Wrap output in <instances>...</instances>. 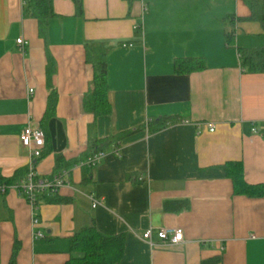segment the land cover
<instances>
[{"label":"crops","instance_id":"crops-1","mask_svg":"<svg viewBox=\"0 0 264 264\" xmlns=\"http://www.w3.org/2000/svg\"><path fill=\"white\" fill-rule=\"evenodd\" d=\"M79 1L81 14L75 0H53L44 40L24 0H0V177L29 167L20 142L28 124L46 136L40 176L56 174L58 157L75 162L60 201L40 206L44 239H34L22 197H0V264H12L17 243L13 264H66L72 237L90 226L124 236L120 264H264V197L235 195L222 169L242 162L246 182L264 184V73H249L238 52L264 46V9L260 21L246 0ZM88 45L109 49L108 116L84 109ZM49 58L58 101L46 119ZM188 58L206 68L176 73ZM98 151L108 154L97 166L82 165ZM164 228H182L186 242L160 246ZM150 229L154 246L143 240Z\"/></svg>","mask_w":264,"mask_h":264},{"label":"trees","instance_id":"trees-1","mask_svg":"<svg viewBox=\"0 0 264 264\" xmlns=\"http://www.w3.org/2000/svg\"><path fill=\"white\" fill-rule=\"evenodd\" d=\"M78 13H82V4L75 0ZM133 0L131 1V4ZM248 7L254 12L252 19L263 21L255 12L264 9V2L246 0ZM261 5V8L259 6ZM24 16L33 18L38 21L39 36L47 40L50 20L57 15L54 12L53 0H24ZM234 23V21H233ZM228 45L235 44L234 29L228 30L226 34ZM108 48H97L87 46L86 59L94 69V78L90 91L84 101V109L95 117L108 116L111 113V106L108 101V70L107 55ZM241 57L242 66L249 73H264V46L250 49H238ZM47 69L48 87L51 90L46 119L54 115L57 106V93L54 90L52 78L55 72L54 62L49 58ZM206 68L203 58L178 59L175 62V71L178 74H191L202 71ZM165 123L160 128L164 127ZM121 136L119 138H123ZM43 151L42 158L44 156ZM75 163V162H74ZM66 163L62 157L57 158L56 174L68 170L74 164ZM65 167L62 169V165ZM226 177L232 180L234 194L247 196L250 198L264 197V184L251 185L246 182L244 176V166L242 162H229L222 167ZM28 169L18 171L12 178L5 179L0 177V184L11 185L25 178ZM1 197V196H0ZM42 203H52L60 201L57 193L43 194L40 197ZM19 250L16 244L12 256V264L15 262ZM70 259L66 264H120L125 254V238L123 235L108 236L99 232L94 226L87 227L77 233L71 239ZM213 261H206L203 264H212Z\"/></svg>","mask_w":264,"mask_h":264},{"label":"built area","instance_id":"built-area-1","mask_svg":"<svg viewBox=\"0 0 264 264\" xmlns=\"http://www.w3.org/2000/svg\"><path fill=\"white\" fill-rule=\"evenodd\" d=\"M143 1V0H142ZM143 13L147 11V7L145 6L143 9ZM137 29H142V26L138 25ZM18 44L21 46L22 51H24L25 42L23 39H19ZM33 94V91H30L29 96ZM210 132L215 131V125L213 123L205 125ZM253 132L256 133V129H253ZM21 145L28 149L30 152V165L27 168L28 173L25 178L21 179L19 182H16L11 185L0 184V196H7L9 192L14 191L20 197H22L33 210V220L32 227L34 230V239H44L45 235L42 231L37 230L41 226H43V222L40 220L39 209L41 206L40 197L43 194H55L58 191L68 185L66 177L69 176L70 170L62 171L61 173L55 174L52 177H42L37 173V166L42 159L43 151L46 147V136L43 130L39 127H34L32 124H28L25 129L22 131L20 135ZM113 153H118V149L113 148ZM108 154L106 151H98L92 153L82 165L88 167L97 166L103 158ZM143 180L142 178L140 179ZM93 207L101 206L102 203L100 201L93 200L90 197ZM157 236L161 240V245L163 247H178L183 245L185 240V233L182 228H174V229H160L157 231ZM153 238V230L150 229L143 235V240L154 246L152 242Z\"/></svg>","mask_w":264,"mask_h":264},{"label":"rangeland","instance_id":"rangeland-1","mask_svg":"<svg viewBox=\"0 0 264 264\" xmlns=\"http://www.w3.org/2000/svg\"><path fill=\"white\" fill-rule=\"evenodd\" d=\"M139 30H141V29H139Z\"/></svg>","mask_w":264,"mask_h":264}]
</instances>
